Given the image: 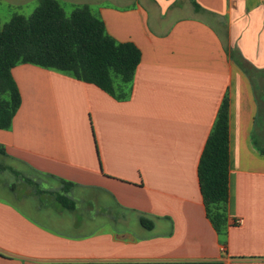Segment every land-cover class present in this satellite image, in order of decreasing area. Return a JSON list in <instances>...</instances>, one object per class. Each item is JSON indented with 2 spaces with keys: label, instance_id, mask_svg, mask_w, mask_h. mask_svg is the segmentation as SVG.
Returning <instances> with one entry per match:
<instances>
[{
  "label": "crops",
  "instance_id": "crops-1",
  "mask_svg": "<svg viewBox=\"0 0 264 264\" xmlns=\"http://www.w3.org/2000/svg\"><path fill=\"white\" fill-rule=\"evenodd\" d=\"M70 1L141 60L124 100L69 73L12 69L21 105L0 147L31 188L4 186L0 264H264V0ZM225 95L218 234L197 165Z\"/></svg>",
  "mask_w": 264,
  "mask_h": 264
},
{
  "label": "trees",
  "instance_id": "trees-1",
  "mask_svg": "<svg viewBox=\"0 0 264 264\" xmlns=\"http://www.w3.org/2000/svg\"><path fill=\"white\" fill-rule=\"evenodd\" d=\"M192 5L201 10L194 0ZM140 60L138 47L132 42H116L87 5L75 6L67 16L57 0H37L29 17L14 14L8 23H0V130L10 128L21 105L11 73L17 64L69 73L116 100H124L122 87L131 83ZM0 155L5 156L1 147ZM5 170L15 172L0 165V171ZM228 170L229 101L225 95L197 165L205 214L218 234L227 223ZM58 201L72 207L63 196ZM140 222L144 228H152L151 221L141 218Z\"/></svg>",
  "mask_w": 264,
  "mask_h": 264
},
{
  "label": "rangeland",
  "instance_id": "rangeland-1",
  "mask_svg": "<svg viewBox=\"0 0 264 264\" xmlns=\"http://www.w3.org/2000/svg\"><path fill=\"white\" fill-rule=\"evenodd\" d=\"M62 5L66 15L68 16L74 9V3L70 0H58ZM37 7V0H0V23L1 26L8 23L12 15H22L24 17H29L32 12ZM91 134L94 133L92 126L89 125ZM58 128V127H57ZM72 132H78L80 129L78 127L69 128ZM83 131V130H82ZM1 165H10L13 169L22 170L17 163L7 160L5 157L0 156ZM25 175L32 177L28 172L25 171ZM24 175V174H23ZM36 178V177H35ZM40 185L43 181H39ZM11 185L17 193L24 192L31 187L28 186L20 177H15L9 173V170L0 172V197H7V193H4V186ZM9 196V195H8Z\"/></svg>",
  "mask_w": 264,
  "mask_h": 264
},
{
  "label": "built area",
  "instance_id": "built-area-1",
  "mask_svg": "<svg viewBox=\"0 0 264 264\" xmlns=\"http://www.w3.org/2000/svg\"><path fill=\"white\" fill-rule=\"evenodd\" d=\"M242 223H243L242 219H237V220L235 221V224H236V225H241Z\"/></svg>",
  "mask_w": 264,
  "mask_h": 264
}]
</instances>
